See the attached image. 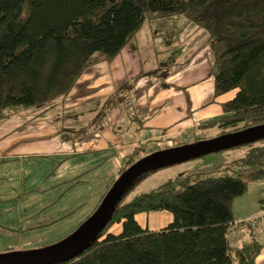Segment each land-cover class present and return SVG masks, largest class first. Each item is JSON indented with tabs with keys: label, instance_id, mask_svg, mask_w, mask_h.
<instances>
[{
	"label": "trees",
	"instance_id": "trees-1",
	"mask_svg": "<svg viewBox=\"0 0 264 264\" xmlns=\"http://www.w3.org/2000/svg\"><path fill=\"white\" fill-rule=\"evenodd\" d=\"M175 15L195 33L206 32L211 101L234 90L220 101L221 115L197 129L216 130L215 137L264 124V0H0V116L29 107L38 110L35 116L48 111L84 70L111 61L124 47L136 49L147 20ZM207 138L199 134L193 142ZM144 150L130 152L120 173ZM241 164L236 173L168 180L125 201L129 187L80 254L51 264H254L261 244L250 224L244 223L248 237L239 245L227 234L234 199L264 173V153L253 150ZM156 210L172 217L159 229L135 217ZM115 223L117 233L110 231Z\"/></svg>",
	"mask_w": 264,
	"mask_h": 264
},
{
	"label": "rangeland",
	"instance_id": "rangeland-1",
	"mask_svg": "<svg viewBox=\"0 0 264 264\" xmlns=\"http://www.w3.org/2000/svg\"><path fill=\"white\" fill-rule=\"evenodd\" d=\"M205 35L206 32L203 30L195 33L194 25L187 23L181 15L147 20L136 36L138 47L130 50L128 55L125 54L122 57L116 55L114 57L124 60L122 71L114 58L111 60L113 61L111 63L115 65L113 68L117 71L118 79H121V75L124 79L127 77L129 79L128 89L125 93L129 94L132 105L131 111H127V113L130 114L132 127L135 129L128 131L125 135L131 146L122 147L120 151L115 153V157L113 155L110 160L101 162L99 170L84 174L80 182L70 185L77 177L66 181L71 177L69 170L72 164L80 161V159H76L79 158V155L68 157L69 161L66 163L64 160L60 162L63 164L57 170H55V165L61 158L59 155H47L45 157L35 155L34 160L32 159L33 164H35L34 168H31L33 164L30 165V170L28 165H25L24 171L21 165L14 163V161L0 163V253L43 249L72 234L85 223L87 216L92 214V211L100 203L101 197L107 191L106 189L112 186L116 180L117 177L112 176L113 178H110L107 174V169L111 167V164H113V171L117 172L121 164L119 160L124 159L123 156H126L127 152L139 151L141 147H144L146 150L143 153L150 154L177 143L180 139L179 132H172L170 133L171 136L160 134L165 125L172 121L171 119H176L174 118L176 113L186 114V109L190 108L192 114L189 119L198 122L208 119L206 117L210 119L221 115L220 101L230 98L234 90L221 94L216 101H211L214 78L211 71L210 47L205 42ZM124 49L126 50L128 47H124ZM122 91L123 88L120 89L121 93ZM167 99L169 100L167 101ZM158 103L165 106L158 110L157 115L153 114L155 116L151 115L150 118L141 121V116L145 115L144 107L158 106ZM166 106L176 113H169L168 109H165ZM110 107L107 108L105 105V113H108L106 109H110ZM85 109L76 111L84 115V119L80 123L82 126L71 123L73 120L68 116L66 123L71 124L67 127L66 132H61L64 134L63 137L77 138L87 131L85 126L91 125L92 116L85 113ZM16 113L14 118L17 121L12 120L11 122L21 125L22 119L28 117V114L24 110ZM70 114L75 115L74 112ZM106 119L105 116L104 120ZM124 119L127 120V115ZM135 121L141 125H137ZM27 126L29 125H26L25 128ZM194 128L192 137L182 143L183 145L194 143L193 140L199 134H206L209 137L207 139H210L217 133L213 129H207L203 133L197 129V126ZM211 132L212 134H209ZM49 134H53V131H49ZM177 135L178 137L175 138ZM146 137L150 138L138 143L140 139H146ZM133 143L138 144L134 146ZM253 150L264 153V139L221 149L150 171L134 181L125 193L124 200L127 201L140 193L148 192L168 180L176 181L187 176L236 173L243 167L242 158ZM194 179L192 178V180ZM53 182L60 183L57 185L59 187L57 190L48 188ZM31 187L34 189L31 190ZM29 188L30 190L26 192ZM244 202L264 205V173L260 179L250 181L246 191L234 199L236 208L241 207ZM42 206L44 208L37 210V214L29 222L31 227L27 230L17 231L21 228L20 225L24 227V224H28L19 221V217H24L25 209L27 210L26 213L30 214ZM17 208H20L18 213ZM68 212L70 213L68 214ZM45 214H54L60 218L51 221L52 223L48 225L36 227L43 223ZM30 215L32 217L33 214ZM80 218H82L81 224L78 221ZM141 218L139 216L140 221H142ZM6 223H9L12 231L2 227ZM142 225L146 226L143 222ZM115 228L113 227V230ZM159 228L156 227V229ZM7 248L11 250L5 251Z\"/></svg>",
	"mask_w": 264,
	"mask_h": 264
},
{
	"label": "crops",
	"instance_id": "crops-1",
	"mask_svg": "<svg viewBox=\"0 0 264 264\" xmlns=\"http://www.w3.org/2000/svg\"><path fill=\"white\" fill-rule=\"evenodd\" d=\"M128 52H130L129 48L126 50L122 49L118 55L119 57H122V55H128ZM114 61H116L122 71L124 60L122 58H114ZM111 62L113 61H101L84 70L71 91L62 100H60L56 106L38 116H35L38 110L32 107L14 111L7 116H0V163H10L11 161H14V163L21 165L22 170L24 171L25 165H28L30 170V165L33 164L32 159L34 160L33 157L35 155H39V157L59 155L61 158L57 161V165H55V170H57L63 164H60V162L64 160L66 163L69 161L68 157L79 155V158L76 159H80V161L76 162V164H72L70 167L71 171L69 170L71 177L66 179V181H70L77 177V179L70 184L73 185L80 182L82 180L81 177L84 176V174L99 170L101 162L108 159L110 160V157L113 155L115 157V153L120 151L122 147L131 146V143L127 140L125 135L128 131L135 129L132 127V118L130 114L127 113V111H131L132 105L129 94L127 95L125 93L128 89L129 79L128 77L124 79L123 75H121V79H118L117 71L113 68L115 65ZM121 88H123L122 93L120 92ZM168 100L169 99H167V101ZM167 101H165V103H168ZM158 104V106L154 107L149 104V106L144 105L147 107H144L145 115L141 116V121L150 118L153 114L157 115L158 110H161L165 106L161 103ZM105 105H107V108L111 106L110 109H106L108 110V113H105ZM83 108H86L85 113H89L90 116H92L91 125L85 126L87 131L77 138H72L70 136L68 138L63 137L64 134H61V132H66L67 127L71 123H76L77 126H82L80 123L84 119V115H81V113H77L76 111L83 110ZM165 109H168L169 113H176L173 109L167 108V106ZM21 110L26 111L28 117L22 119L23 123L21 125H18L19 123H12V120L17 121V119L14 118V115L15 117L17 115L16 112ZM179 111H181L180 108ZM186 111L187 115L185 113L183 115H181V113H176V117H174L176 119H171L172 121L168 122V124L163 128V132L160 133L162 135L168 134L167 136H171L170 133L175 131L179 132L178 135L180 136V139H178L176 143L177 145L190 140L189 138L192 137L194 132V126L200 123L189 119V116L192 114V110L190 108H187ZM71 112H74L75 115H71ZM125 115H127V120L124 119ZM68 116L73 120V122L66 123ZM105 116L107 117L106 120H104ZM206 118L208 119L200 121L204 122L209 120V117ZM135 123L137 125H141V123H137L136 121ZM26 125L29 126L25 128ZM155 129H157V127H155ZM49 131H53V134H49ZM78 132L80 133L79 130ZM178 135L175 136V138H177ZM148 138L150 137L140 139L138 143L145 141ZM138 143H133V145L135 146ZM128 153L129 152L126 153V156H123L124 159L119 160L121 164L117 172L113 171V164H111V167L107 169V174L110 178H113L112 176L118 177ZM34 166L35 164H33L31 168L33 169ZM58 184L60 183L53 182L48 188L51 187L52 190H57L59 188L57 187ZM33 189L34 188L31 187V190ZM29 190L30 188L26 190V192ZM43 208L44 206L39 207L34 210V213H30L33 214L32 217L30 214L26 213L27 210L24 208L26 212L23 213L24 217H19V221L26 222L28 224H24V227L20 225L21 228L17 231H23L30 228L31 226L29 222L35 217L38 212L37 210H41ZM19 211L20 208H17V213ZM69 213L70 212H68V214ZM233 214L235 221L244 220L241 223L233 224L231 230L227 234L229 242L234 245L241 244V242L248 237L244 234L245 229L243 225H246L244 224L246 223L245 220L250 217H257L256 224L250 226L261 244L260 252L255 257L254 264H264V205L244 202L241 207L236 208L233 201ZM139 216L142 217V221H140ZM135 217L141 225L142 222L145 223L146 227L150 230H156V227L161 228L165 222H169L172 218L171 214L166 210L140 212L136 214ZM59 218V216L54 214H45L43 216V223L37 225L36 227L48 225L52 223L51 221ZM81 220L82 218L78 219L79 224H81ZM2 227L9 231L13 230L10 229L9 223L4 224ZM113 227L116 228L113 230ZM119 230L120 223H115L110 227V231L112 232L117 233ZM9 250L11 249L7 248L5 251Z\"/></svg>",
	"mask_w": 264,
	"mask_h": 264
},
{
	"label": "water",
	"instance_id": "water-1",
	"mask_svg": "<svg viewBox=\"0 0 264 264\" xmlns=\"http://www.w3.org/2000/svg\"><path fill=\"white\" fill-rule=\"evenodd\" d=\"M262 138L264 124L147 154L118 175L91 216L72 234L43 249L0 253V264H51L78 255L97 237L117 201L138 177L164 166Z\"/></svg>",
	"mask_w": 264,
	"mask_h": 264
},
{
	"label": "built area",
	"instance_id": "built-area-1",
	"mask_svg": "<svg viewBox=\"0 0 264 264\" xmlns=\"http://www.w3.org/2000/svg\"><path fill=\"white\" fill-rule=\"evenodd\" d=\"M244 220H237V221H234L233 223H232V226H233V224H238V223H241V222H243ZM245 222H248L249 224H250V226H253V225H255L256 224V222H257V217H250V218H247L246 220H245Z\"/></svg>",
	"mask_w": 264,
	"mask_h": 264
}]
</instances>
